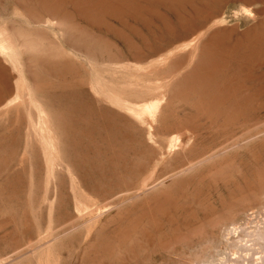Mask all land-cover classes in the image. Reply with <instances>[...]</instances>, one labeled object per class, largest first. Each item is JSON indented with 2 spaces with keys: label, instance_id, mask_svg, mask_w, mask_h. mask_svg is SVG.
<instances>
[{
  "label": "rangeland",
  "instance_id": "374dc122",
  "mask_svg": "<svg viewBox=\"0 0 264 264\" xmlns=\"http://www.w3.org/2000/svg\"><path fill=\"white\" fill-rule=\"evenodd\" d=\"M0 264H264V0H0Z\"/></svg>",
  "mask_w": 264,
  "mask_h": 264
},
{
  "label": "bare ground",
  "instance_id": "6f19581e",
  "mask_svg": "<svg viewBox=\"0 0 264 264\" xmlns=\"http://www.w3.org/2000/svg\"><path fill=\"white\" fill-rule=\"evenodd\" d=\"M165 196V195H164ZM160 197V196H159ZM164 213H166V212H164Z\"/></svg>",
  "mask_w": 264,
  "mask_h": 264
}]
</instances>
